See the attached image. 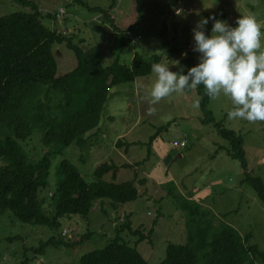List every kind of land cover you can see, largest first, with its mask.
Segmentation results:
<instances>
[{
	"label": "rangeland",
	"instance_id": "374dc122",
	"mask_svg": "<svg viewBox=\"0 0 264 264\" xmlns=\"http://www.w3.org/2000/svg\"><path fill=\"white\" fill-rule=\"evenodd\" d=\"M29 1L40 13L45 28L67 32L64 36L73 45L83 53L96 54L104 68L115 61L129 65L133 55H138L145 62L153 56L159 57V62H164V57L179 60L186 71L196 63L197 56L190 50L191 28L201 16L210 14L229 24L239 16L252 14L264 33V0H81L89 9L102 10H108L114 2L110 18L120 31L139 17L138 36L130 47L121 48L119 37L102 23L101 15L76 0ZM60 10L63 14L57 20L55 16ZM27 12L12 0H0V17ZM210 27L211 23L205 26L206 34ZM261 45L264 47V35ZM181 53L186 55L181 57ZM52 55L56 77L76 67L74 54L65 43L53 46ZM153 80L154 74L150 73L134 82L111 87L98 134L82 149L71 145L60 155L50 157L46 187L38 192V200L44 201V215L52 216L50 195L60 179L58 165L67 161L87 184L94 182L93 172L99 165L120 167L114 183L135 182L138 198L114 210L109 201L97 200L87 218L64 217L56 230L22 224L6 213L0 217V264H80L81 257L113 241L115 229L126 221L132 231L139 230L148 238L135 245L138 238L123 231L118 236L120 242L135 248L146 264H159L168 245L186 241V218L181 209L184 201L198 204L215 226L227 225L241 237L250 235L249 245L257 246L264 255V205L253 189L243 183L240 163L227 157L228 143L212 125L201 124L199 108L191 107L198 98L195 90L174 93L150 104L147 91ZM231 107L230 100L221 95L211 98L208 110L215 123L240 136L246 172L264 184V121L229 120L226 113ZM183 141L186 145L182 148ZM19 145L28 160H39L47 151L38 132ZM141 180L144 185L139 183ZM102 181L112 182L110 175ZM50 238L62 241L63 245L33 252Z\"/></svg>",
	"mask_w": 264,
	"mask_h": 264
},
{
	"label": "trees",
	"instance_id": "16d2710c",
	"mask_svg": "<svg viewBox=\"0 0 264 264\" xmlns=\"http://www.w3.org/2000/svg\"><path fill=\"white\" fill-rule=\"evenodd\" d=\"M12 1L29 12L0 17V217L8 213L22 224L56 230L64 217L87 218L97 200L109 201L113 210L134 202L138 198L135 182L115 184L120 167L114 164L99 165L93 172L94 182L87 184L72 165L62 161L58 165L59 182L50 195L54 206L50 217L42 211L44 201L38 200V192L46 187L50 157L60 155L71 145L82 149L98 134L101 112L111 87L149 76L151 63L159 62V57L145 62L133 55L129 65L115 61L104 68L96 54L83 53L73 45L64 36L67 32L45 28L32 2ZM76 1L89 9L81 0ZM114 7L113 2L108 10H89L101 15L102 23L119 37L121 48L130 47L138 36L139 17L120 31L110 18ZM63 43L73 52L76 67L56 77L52 47ZM194 90L200 100L201 124L212 125L216 134L228 143L227 157L240 163L243 183L253 189L264 205V184L246 172L242 139L213 121L208 110L211 98L204 94L203 87ZM34 132L40 134V143L47 151L39 160H28L19 144L30 139ZM106 175H110L111 183L102 181ZM139 183L144 185V180ZM184 202L181 209L186 218V241L168 245L159 264H264L263 253L257 246L249 245L250 235L241 237L227 225L217 227L198 204ZM123 231L138 238L135 245L148 238L139 230L132 231L126 221L115 229L113 241L81 257L80 264H146L135 248L120 242L118 236ZM61 244L62 241L50 238L33 252L41 253L47 247Z\"/></svg>",
	"mask_w": 264,
	"mask_h": 264
},
{
	"label": "clouds",
	"instance_id": "9594fccd",
	"mask_svg": "<svg viewBox=\"0 0 264 264\" xmlns=\"http://www.w3.org/2000/svg\"><path fill=\"white\" fill-rule=\"evenodd\" d=\"M209 23L211 27L206 34L205 26ZM262 35L260 24L252 14L235 18L233 24L211 14L201 16L191 28L190 50L197 54L196 63L186 71L179 60L164 57V62L151 63L154 80L147 91L148 102L156 104L174 93L202 86L209 98L223 95L230 100L232 107L226 113L229 120L264 121ZM184 55L181 53V57ZM199 104L196 98L191 107L198 109Z\"/></svg>",
	"mask_w": 264,
	"mask_h": 264
},
{
	"label": "built area",
	"instance_id": "2783aa9c",
	"mask_svg": "<svg viewBox=\"0 0 264 264\" xmlns=\"http://www.w3.org/2000/svg\"><path fill=\"white\" fill-rule=\"evenodd\" d=\"M62 14H63V11L60 10V11H59V14L56 15V18H57V19H60V18L62 17V16H61ZM63 34H65V33L63 32ZM185 145H186L185 141H183V142L180 143V147H182V148L185 147Z\"/></svg>",
	"mask_w": 264,
	"mask_h": 264
},
{
	"label": "crops",
	"instance_id": "0c3cea01",
	"mask_svg": "<svg viewBox=\"0 0 264 264\" xmlns=\"http://www.w3.org/2000/svg\"><path fill=\"white\" fill-rule=\"evenodd\" d=\"M125 152H126V150H125Z\"/></svg>",
	"mask_w": 264,
	"mask_h": 264
}]
</instances>
